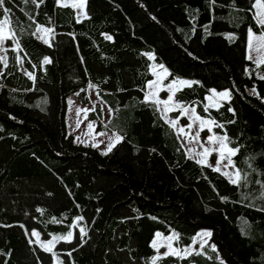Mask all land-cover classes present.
I'll use <instances>...</instances> for the list:
<instances>
[{
  "label": "trees",
  "instance_id": "1",
  "mask_svg": "<svg viewBox=\"0 0 264 264\" xmlns=\"http://www.w3.org/2000/svg\"><path fill=\"white\" fill-rule=\"evenodd\" d=\"M254 2L87 0V18L78 20L57 0L39 7L5 0L20 50L8 41V67L0 64V264H53L33 231L43 239L73 234L53 247L62 264H152L157 232H176L183 249L202 229L215 251L204 246L202 255L157 264H264V63L248 59V29L261 33ZM39 25L55 30L51 47L33 35ZM150 53L169 70L167 81L193 82L173 100L223 125L212 132L239 149L232 161L246 180L233 185L190 158L144 101ZM89 85L102 102L89 118L124 137L106 155L68 130V98L89 103ZM214 89H228L230 98L209 107Z\"/></svg>",
  "mask_w": 264,
  "mask_h": 264
},
{
  "label": "snow or ice",
  "instance_id": "2",
  "mask_svg": "<svg viewBox=\"0 0 264 264\" xmlns=\"http://www.w3.org/2000/svg\"><path fill=\"white\" fill-rule=\"evenodd\" d=\"M24 3H33L36 5V7H39L40 4L44 2V0H23ZM212 3H215V0H211ZM251 2V0H250ZM57 3L62 6V7H68L69 5L65 2V0H57ZM87 0H79L77 3H73L71 6L76 9H80L81 15L84 18H87V12L83 11L86 8ZM233 7L235 6L234 4L232 5ZM252 8L256 9L255 12V18H256V23L260 26L261 28V33L260 35H256V33L253 32L251 28L248 29V48L249 51H255L257 53H260L264 51V0H255V2L252 4ZM252 8L249 9V11L252 10ZM0 9L3 10V19L0 20V52L7 53L9 50L8 48H5L4 45L7 41H12V43L15 45V47L12 49L13 51H19L20 50V41L16 35V30L12 25L11 20L9 19V13L11 9L5 7V0H0ZM29 19H33L32 17H29ZM206 30V29H205ZM55 30L53 28H47L44 27L43 25L37 26L35 32L33 35H36L37 33H42L43 35L39 36V39H42L45 44H47L49 47H51V37L54 34ZM107 39H111V37H106ZM232 38V37H230ZM255 44V47H254ZM149 59H154V56L151 54H148ZM18 61L22 64V60L20 58H17ZM249 60H253V56L249 55L248 56ZM257 63V66H259L260 63H264V58L258 59L255 61ZM44 63L48 64L51 63L49 58L44 59ZM0 64L3 65V67L6 69L8 67V58L6 55H0ZM35 67V65L33 66ZM163 72H157L155 68H153V73L157 76L156 80L149 81L146 85L147 91L144 94V101L150 103L156 111L160 112L161 115L167 120V122L171 125L172 128H177V125L179 123L178 120H168L167 118V113L170 111H173L175 109H181L182 110V115H187L188 119L192 121V123H188L183 127H179L177 129L179 134H184L185 136L190 137V141H199V136L200 132L197 131L195 135H191V133H186L185 132V127L188 129H191L193 127V124L199 121V127L200 130H203L205 127H208V130L211 131V125H215L216 127L223 128L222 124H218L216 121L212 120H206L201 118L200 116L196 115V109L185 107L184 105L178 103V102H173V97L175 96V85L176 84H182L186 85L188 87H191L193 82L190 81H176L174 80L172 83L167 85V91L169 93H172V95H169L167 99L161 100L158 98V93L159 91L163 90L162 89V81L165 79L167 76L171 75L167 69L164 68L163 65L159 66ZM4 73L0 71V77H3ZM27 75L29 76L30 79L35 81L36 77L33 75V73L28 72ZM261 79H264V77H261ZM89 87H94L93 85H89ZM213 93H215V90H212ZM218 95L221 97H228L229 93L228 92H221ZM161 105L163 106V110H161ZM207 111V108L204 109ZM89 111H95V106H93L92 109H79L77 111V116H79L80 112L85 113V118L86 115ZM103 111V109H101ZM111 112V109H109ZM89 129L93 127L92 124L88 125ZM106 127V125H105ZM99 135H106V133H99ZM110 142L107 145V150L103 154H108V152H111L112 149L120 142L124 140V137L121 135H116L114 134L112 137L109 138ZM207 140L211 144H216V148H208L204 147L203 152L197 153L198 156L203 157V159H198L196 162L199 164H206L207 162V156L215 151L218 152L219 154V159L217 161L216 166L213 168L214 171L220 172L221 171V162L224 160H227V164H225V167L228 166H233V161L231 157H234L237 155L239 152L238 148H231L228 147V143H230L229 138L227 134L224 135H216L213 133L212 135L207 137ZM98 146V145H94ZM191 151V150H190ZM227 153V155H226ZM191 158V157H190ZM211 167V165H209ZM225 176H228L230 182L233 185H239L241 180H246L247 178L242 175L241 171L239 169H236L235 173L230 175L229 173H223ZM259 183V181H258ZM262 188H264V185H262ZM261 200H264V191H262L258 197ZM223 199H227L224 197ZM260 211H264V207L260 208ZM78 219H83V217H80ZM154 219V218H153ZM53 222H56L55 220ZM80 232L82 235H87L85 230L83 228L80 229ZM32 235L36 237V242L40 243V246L46 251L52 253L53 256H56V253L53 251V247L55 242H58L60 240H64L66 242H71L73 234L69 232L66 236H54L52 240L43 243L40 241V234L38 232L33 231ZM157 240H154L152 243V247L157 250L158 255L154 256L152 258V264H157V262L163 258H166L168 256H174L179 259H185L188 258L191 255H202V249L204 248L205 245L208 244L207 239H204V237H210L211 233L210 232H204L199 234V242H200V250H197L194 245L197 242L198 238H193V246L190 247H185L183 249L173 247V241L178 240L179 236L176 233H173L171 236H168L164 238L166 241V247L167 251L163 253H159V249L162 246L158 241L162 237V234L157 232L156 234ZM213 251L216 250L215 245H210ZM69 256H71V253H68ZM57 264H62V262L58 261ZM221 264H223V261H221Z\"/></svg>",
  "mask_w": 264,
  "mask_h": 264
},
{
  "label": "rangeland",
  "instance_id": "3",
  "mask_svg": "<svg viewBox=\"0 0 264 264\" xmlns=\"http://www.w3.org/2000/svg\"><path fill=\"white\" fill-rule=\"evenodd\" d=\"M65 2L69 6H71L73 3L79 2V0H65ZM75 10L77 12L78 20H82L84 18L81 15V11L82 10L76 9V8H75ZM83 11H86V8ZM254 12H256V9H254ZM254 33H256V32H254ZM37 35L39 37V36H41L43 34L42 33H37ZM256 35H258V34H256ZM7 42L4 45L5 48L8 47ZM254 47H255V44H254ZM1 54L2 55H6V53H4V52H1ZM150 54L153 56L152 53H150ZM249 55H252L253 56V60L256 61L258 59L264 58V51H262L260 53H257L255 51H251V52L248 51V56ZM20 60H22V59L20 58ZM160 65H163V64L155 62L154 59H151V66L150 67H151L152 73H153V68H155L157 72L162 73L163 70L159 67ZM22 68L24 69L23 66H22ZM164 68L167 69L165 66H164ZM168 72H169V70H168ZM167 78H168V76L165 79H163V81H162V89L163 90L159 91V93H158V98L161 99V100H165V99H167V97L169 95H172V93H169L167 91V85L172 83L174 80H176V81L183 80V81L192 82L191 80L186 79V78H176V79H173V80H170V81H167ZM156 79H157V76L153 73V79H151L150 81H153V80H156ZM183 86L184 85H182V84H176L175 85L176 91L178 89L182 88ZM214 90H215V93H213V91H211V93L207 96V102L206 103H207V105L209 107H218L224 100H228L230 98V91L228 89H224V90H216V89H214ZM164 91L167 92L166 95L162 94ZM221 92H228L229 96L228 97H221L220 95H218ZM249 93L258 94L256 88H250L249 89ZM89 96H90V102L87 103V104L81 102L76 94H73V95H71L68 98V111H67L68 130H69V132L74 134L75 140L77 141V143L85 144V145L91 144L93 146L94 145H98V146H95V147L98 148L99 150L105 152L107 150V145L110 142L109 138L112 137L114 134H116V135H119V134H118L117 131H114L112 129H98L97 128L98 127L97 126L98 125V121L97 120H92V119L89 118V113L91 111H89L87 113L86 118H85V113L84 112H80L79 116H77V111L79 109H92L93 106H95V104L97 102H101L95 87H90ZM173 102H175V101L173 100ZM102 105H103V119H102V121H103L104 124H107L111 113H110L109 108H108V106L106 104L103 103ZM186 107H189L191 109L194 106L188 105ZM161 110H163V106L162 105H161ZM176 110H179V114L177 116H173L172 113H173V111H176ZM173 111H170V112L167 113V118H168V120H178L179 121V123L177 125V128H174V129H175L179 139L181 140V142H182L187 154L190 157L194 158L195 160L203 159V157L198 156L197 153L203 152L204 147H208L210 149L217 147L216 144H211L207 140V137L213 134L212 128H213L214 124L210 126L211 127V131L208 130V127H205L203 130H200L199 121L194 123L193 127L191 129H188L187 127H185V132L186 133H191V135H195L197 131L200 132L199 141H191V142H189L190 141V137L185 136L184 134H179L177 129L179 127L185 126L188 123H192V121H190L188 119L187 115H182V110L181 109H175ZM196 115L200 116L203 119L210 120L207 117H203V116L199 115L197 113V111H196ZM183 118H186L187 121L184 122ZM89 124L93 125V127L91 129H89V127H88ZM102 132L106 133V135H99V133H102ZM226 155H227V153H226ZM206 159H207L206 164L207 165H211L214 168L216 166V164H217L218 159H219V154H218V152L213 151L207 156ZM231 159H232V157H231ZM225 164H227V160H224V161L221 162V171L220 172L229 173L230 175L234 174L235 171H236L235 165H234V167L233 166L225 167L224 166ZM124 216L126 218H129V219L133 218V215L131 213H129V212H125ZM204 232H210V230H208V229L200 230L198 232L196 238L199 237V234L204 233ZM172 234H170V235H163L162 234V237L158 241V243H160L162 245L160 247V249H159V253H163V252L167 251L166 241L164 240V238H166L168 236H171ZM53 237L48 238V239H43L40 236V241L43 242V243H46V242L52 240ZM204 239H207V241H208V244L205 245V246L213 245L212 241L210 240V237H204ZM155 240H157V238ZM191 246H193V244ZM173 247L179 248L177 246L176 240L173 241ZM194 247L197 250H200L199 238L197 239V242L195 243ZM58 261H59L58 257L55 256V260H54L53 264H57ZM139 261L140 260L138 259L137 262L139 263Z\"/></svg>",
  "mask_w": 264,
  "mask_h": 264
},
{
  "label": "crops",
  "instance_id": "4",
  "mask_svg": "<svg viewBox=\"0 0 264 264\" xmlns=\"http://www.w3.org/2000/svg\"><path fill=\"white\" fill-rule=\"evenodd\" d=\"M76 13H77V12H76ZM256 34L260 35V33H256ZM36 35H37V34H36ZM37 36H38V35H37ZM248 51H249V49H248ZM253 61H255V60H253ZM258 75L261 76V77H264V73H263V72H258ZM184 86H185V85H184ZM206 102H207V98H206ZM185 107H186V106H185ZM210 120H211V119H210ZM222 173H224V172H222ZM159 233H160V232H159ZM172 233H176V232H172ZM172 233H171V234H172ZM176 234H177V233H176ZM197 234H198V233H197ZM163 235H164V234H163ZM169 235H170V234H169ZM196 236H197V235H196ZM156 238H157V237L155 236L154 240H155ZM195 238H196V237H195ZM154 240H153V241H154ZM176 243H177V240H176ZM192 244H193V243H192ZM192 244H191V245H192ZM191 245H190V246H191ZM177 246H178V244H177ZM190 246H188V247H190ZM178 247H179V246H178ZM179 248H180V247H179Z\"/></svg>",
  "mask_w": 264,
  "mask_h": 264
}]
</instances>
